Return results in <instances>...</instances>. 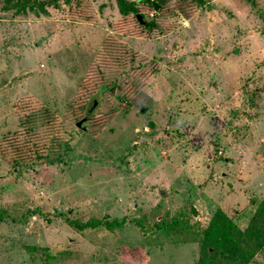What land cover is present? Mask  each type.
<instances>
[{"label": "rangeland", "instance_id": "obj_1", "mask_svg": "<svg viewBox=\"0 0 264 264\" xmlns=\"http://www.w3.org/2000/svg\"><path fill=\"white\" fill-rule=\"evenodd\" d=\"M46 1L40 16L0 5V264H197L198 228L251 229L264 0H127L150 27L116 0ZM30 115L46 148L54 133L69 144L63 161L17 158ZM179 212L188 228L172 229ZM96 219L126 223L70 224ZM261 240L213 264H264Z\"/></svg>", "mask_w": 264, "mask_h": 264}, {"label": "trees", "instance_id": "obj_2", "mask_svg": "<svg viewBox=\"0 0 264 264\" xmlns=\"http://www.w3.org/2000/svg\"><path fill=\"white\" fill-rule=\"evenodd\" d=\"M119 11L122 14L133 13L137 14L138 10L134 2H128L127 0H116ZM150 1V0H149ZM197 3L201 4V0H194ZM249 3L255 4L253 0H246ZM68 3V0L65 1ZM151 2V1H150ZM0 5H3L6 9L13 10L14 14L19 15H28L32 14L35 16L40 15H48L47 7L52 6L53 3L46 0H0ZM153 6V2L151 3ZM146 27H150L153 25L152 22H149ZM124 54V52H123ZM123 60V58H119ZM26 122L20 123L21 130H28L31 132H26L27 141L24 142L25 149H20L17 152L18 159L21 161H33L40 162L41 160L53 162H61L64 160V157L70 150V146L68 143H61V137L58 134L54 133L56 128V120L52 116H47L45 121L50 128V132L54 133V137L50 141L49 145L45 146V144H41L39 139L37 138L38 134L33 132L37 128L36 120L33 115L25 118ZM30 119V120H29ZM25 123H29L28 126ZM16 142V140L14 141ZM62 144L64 146H62ZM45 149H47L45 151ZM49 152V153H48ZM55 155V158H51V156ZM51 159V160H49ZM53 159V160H52ZM16 161V160H15ZM30 163V162H29ZM19 165L18 162L15 163ZM253 218L256 220V224L251 226V229L240 230L233 222L230 220L226 221L222 224H217L212 221L209 224L208 228H198L196 230V239L199 244V258L197 264H213L214 258L219 253H224V249L228 246H232V253L236 255L237 250H235L240 245L246 244L248 247L253 246V250L255 248L259 250L262 248L263 242L261 239H264V198L258 204L256 208ZM1 219V215H0ZM172 224L170 228H174L176 225L184 224L187 227L188 223L183 221V214L179 212L176 217V220H172ZM179 222V224H177ZM126 223L125 219L120 221L113 220L108 221L107 219L103 220H91L84 224H79L75 222H70L78 230H84L86 228H98L104 227L108 230H112L116 228L120 229ZM132 223L137 226L140 231L144 234L146 230V225L140 224L138 221L132 220ZM163 228V226H162ZM168 229V227H164ZM188 228V227H187ZM251 246V247H252ZM28 251L34 250V248H27ZM239 257V256H238Z\"/></svg>", "mask_w": 264, "mask_h": 264}, {"label": "water", "instance_id": "obj_3", "mask_svg": "<svg viewBox=\"0 0 264 264\" xmlns=\"http://www.w3.org/2000/svg\"><path fill=\"white\" fill-rule=\"evenodd\" d=\"M153 6H154V8H155L156 10L159 9V6L157 5L156 2H153ZM135 19H136V21H137L141 26H144V25L146 24V22L144 21L143 17H142L140 14H136V15H135ZM141 111H143V109H142Z\"/></svg>", "mask_w": 264, "mask_h": 264}]
</instances>
